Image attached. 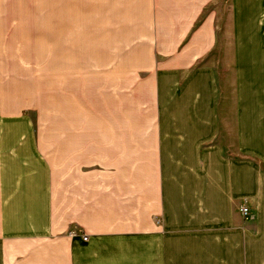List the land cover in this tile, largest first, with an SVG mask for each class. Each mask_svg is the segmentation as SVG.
Instances as JSON below:
<instances>
[{"label": "crops", "instance_id": "0c3cea01", "mask_svg": "<svg viewBox=\"0 0 264 264\" xmlns=\"http://www.w3.org/2000/svg\"><path fill=\"white\" fill-rule=\"evenodd\" d=\"M84 5L80 65L129 71L83 72L88 115L57 74L38 99L63 119L46 147L0 2V264H264V0ZM106 74L153 77L151 130L132 109L108 129Z\"/></svg>", "mask_w": 264, "mask_h": 264}, {"label": "rangeland", "instance_id": "374dc122", "mask_svg": "<svg viewBox=\"0 0 264 264\" xmlns=\"http://www.w3.org/2000/svg\"><path fill=\"white\" fill-rule=\"evenodd\" d=\"M0 0L3 5L8 7L7 18L10 22V35H16L19 48L22 47L20 57L23 58L25 71L28 74L17 77L19 82L27 89L26 96V112L31 113L36 117L39 131L46 135L44 137V145L47 147V132L53 123L57 124L61 121L60 114L55 113V110L47 103L38 102L40 97H47L51 95L52 90L49 89L52 80L57 78H65L62 75L66 74L69 79L71 87L68 95L72 100L76 101L77 107L82 112H94L95 107L86 102L87 88L84 84L88 75L83 72L90 73H113V72H127L128 69H114L118 64H123V60H107L104 63H97L95 60H89L81 64L82 56V28H81V0ZM86 2L87 0H83ZM95 4L96 0H89V3ZM85 9H87V6ZM91 7V6H90ZM89 7V11H90ZM6 17V13H4ZM91 14L89 13V18ZM57 25V26H56ZM56 26V27H55ZM86 29V28H85ZM91 31V29H89ZM87 29L85 30V32ZM50 32L51 38H50ZM56 32V33H55ZM56 34V40L54 35ZM67 37V38H66ZM63 38H66L64 40ZM91 38V37H90ZM63 39V40H62ZM56 42V51L52 53L50 45L54 46ZM60 49L65 50L67 59L59 57L57 52ZM24 50V51H23ZM54 50V48H53ZM91 55V53H89ZM52 56L59 65L68 64V69L54 68L52 65ZM51 60V61H50ZM80 73V74H72ZM82 73V74H81ZM56 74V75H55ZM113 83L110 82L104 90L109 91L112 97V111L113 115L108 116L106 126L110 131L127 130L130 127L128 123V109L138 121V130H151V123L153 122L152 101L140 98V94L145 91L147 84L153 81L152 76L147 75H108ZM105 76V74H104ZM107 78V77H106ZM107 80V79H105ZM74 85H73V84ZM63 92V90H61ZM100 94H102V92ZM128 94L132 98L127 102L126 96ZM142 97V96H141ZM82 101V103H81ZM85 102V103H84ZM131 102V104H130ZM97 113H99V105H96ZM117 113V114H116ZM116 114V115H115ZM57 115V116H55ZM148 118V125L145 121ZM63 120V119H62ZM100 117L94 114V122L97 125ZM89 125V123H88ZM103 125V124H101ZM137 127V126H136Z\"/></svg>", "mask_w": 264, "mask_h": 264}, {"label": "built area", "instance_id": "2783aa9c", "mask_svg": "<svg viewBox=\"0 0 264 264\" xmlns=\"http://www.w3.org/2000/svg\"><path fill=\"white\" fill-rule=\"evenodd\" d=\"M240 211H241V214H243L244 217L250 215V212H249L248 207L246 205H242ZM87 238H88L87 236H84V239H87Z\"/></svg>", "mask_w": 264, "mask_h": 264}]
</instances>
